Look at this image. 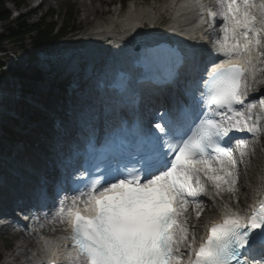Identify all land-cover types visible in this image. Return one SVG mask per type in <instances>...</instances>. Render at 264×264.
Instances as JSON below:
<instances>
[{
    "label": "snow or ice",
    "instance_id": "1",
    "mask_svg": "<svg viewBox=\"0 0 264 264\" xmlns=\"http://www.w3.org/2000/svg\"><path fill=\"white\" fill-rule=\"evenodd\" d=\"M217 7L219 62L204 65L196 92L186 93L183 122L161 116L158 131L139 134L131 166L110 168L60 200L57 216L72 229L65 238L73 242L71 264H264V199L244 213L224 205L222 219L205 225L199 243V229L189 226V207L197 219L202 214L205 179L217 195L236 191L233 144L243 158L248 143L231 134L264 132L257 123L264 110L256 113V103L244 107L249 77L255 81L264 57V0H217ZM147 51L152 59L160 54ZM201 58L195 51L170 52L166 82L181 64L199 66ZM258 103L264 109V100Z\"/></svg>",
    "mask_w": 264,
    "mask_h": 264
},
{
    "label": "bare ground",
    "instance_id": "2",
    "mask_svg": "<svg viewBox=\"0 0 264 264\" xmlns=\"http://www.w3.org/2000/svg\"><path fill=\"white\" fill-rule=\"evenodd\" d=\"M48 1V0H47ZM59 1H63V0H59ZM78 2V7L81 11L80 13V21L81 22H86L89 23L92 21L91 17L97 15L101 9L100 6L102 5H114L115 0H111V1H106V0H89L90 3H88V0H75ZM141 6V3L139 4ZM111 12V11H110ZM166 12H170L172 13V18H171V30L174 29H181V31H184V33L182 34V37L184 39L186 38H191V34L192 31L190 30V20H191V16L193 15L192 10H191V6L187 5V4H175L173 1L170 2V4L168 5V9L166 10ZM140 18L146 19L147 21L152 20V13L150 12L149 8L147 7H141L140 10L137 12V14L135 15H127L125 17L124 21H115V22H110L108 24H106V26H103L102 28H94L92 32H94L93 38L90 41L89 45H83L81 47H73L71 51H69V53H73V55H79V57L81 59H93L96 60L99 57H103V55L105 54V50L104 48H102L103 43L105 42H109L111 43V47L112 46H117V47H122L123 49H127L130 46H133L135 44H139V38L140 37H144L148 32H146L143 35V32L139 30L138 26L136 25L135 22L140 21ZM115 25H112V24ZM170 35H173V31ZM135 37V39H133ZM77 40H81V37H77ZM69 43H73V42H68L66 44H64L63 46H57V48H66L67 45ZM80 48V49H78ZM121 49V48H120ZM58 58L60 60L64 59V55L63 53H58ZM95 57V58H94ZM75 62V61H74ZM54 64V63H52ZM61 65L62 62H58V64L56 65ZM9 68L11 69L10 71L13 72L14 74L16 73H24V70H30V68H25V63L23 64L21 62V57L19 56H15V57H10L8 60V64ZM15 65V67L13 66ZM83 65V62L80 64ZM37 66L40 67H46L45 63H38ZM50 66V65H49ZM65 67H63V71H66V68L68 67L67 64H64ZM75 66L74 64L71 65V68ZM0 80L2 81V79L0 78ZM21 77L19 75H15L13 77V79L11 80V82H7V85L10 86V88H14V87H18L19 85H21L20 83ZM40 93H42V90L38 89V94L40 96ZM263 150H264V144L262 146ZM251 147L249 148V150L247 151V157L243 159L242 161V171L248 173L249 175H251V178L249 179L250 181H247L245 179H243L241 176H239V186L237 188V191L239 192L240 196L238 198V200H235L236 202V206L238 207L239 205H243L247 202H249L251 195H254L252 189L253 187L250 185V183L254 184V186L256 185V180H255V175H264V155H259V150L256 148L252 149V152H254V156H250V150ZM23 162L25 163V160H23ZM254 164V165H253ZM259 164V165H258ZM261 166V169L259 170V167ZM24 170L20 169V174H23ZM258 173V174H257ZM259 180V176L258 179ZM246 186V187H245ZM246 188H249V191L251 192L248 195H244L243 194V190L245 191ZM31 193L33 192V190L30 191ZM211 192L212 195L215 199L220 200L221 198H224L225 200L227 199L226 194H220L217 195L216 193V189L214 188V186L212 185L211 187ZM259 197H262L263 195V191H260V193L258 194ZM3 195L0 194V210L2 209V205H4L6 202L2 201L4 200V198H2ZM31 198V196H30ZM253 199V197L251 198ZM227 202L228 199L226 200ZM258 201V200H256ZM245 202V203H244ZM229 208H231L232 210H234V207L228 206ZM215 210H211L209 213L208 212H203L200 216V219H193L191 218L189 221L190 224V228L195 225V227L197 229H199L198 231H200V226L201 224H205L207 221L206 220H210L211 219V215L215 214ZM225 210V209H224ZM48 219L51 221L52 223V227L59 229L64 225V222H61L60 218L55 216L54 214H51ZM198 231H195V234L198 233ZM3 232H8L7 229H3ZM20 239H18V242ZM36 241V237L33 233H30L29 230H26L25 232L22 233V238H21V242L25 248V250H28V248L30 246L33 245V242ZM62 243V238L60 237H56L53 242V244H61ZM51 244H49V241L45 244L44 249H47V247H49ZM15 264H23L22 263V254H17L14 258Z\"/></svg>",
    "mask_w": 264,
    "mask_h": 264
},
{
    "label": "rangeland",
    "instance_id": "3",
    "mask_svg": "<svg viewBox=\"0 0 264 264\" xmlns=\"http://www.w3.org/2000/svg\"><path fill=\"white\" fill-rule=\"evenodd\" d=\"M24 1H26L29 4V9L24 10L23 13H25L26 11H29L30 9H34L35 8L36 3L33 2V0H24ZM106 1H111V0H106ZM133 1H135L138 4H140V3L141 4H143V3L146 4V3H149L151 0H133ZM169 1L170 0H158V3H156V7L158 8V14L161 15L160 21H162V25L164 27H166L167 29H169V27H171V18H172V13L166 12V10L168 9ZM68 2L73 5V9H74L75 15H76L75 25H74L75 28L74 29H78V28L88 29V27H89V25L91 24L92 21L89 22V23L80 21V13H81V11H80V9L78 7V2L75 1V0H63V1H59V0H48L47 1L46 0L45 7L41 11H39L35 16L29 18L27 20L28 24L36 25L37 23L41 22V20L45 17V11L47 12L50 9L54 10V12L58 15V17H55L53 20H54V22L59 24L61 22V20H62L63 8H64V6H66V4H68ZM87 2L90 3L89 0ZM6 8L11 13V19H10V22H8V23L0 24V36L6 34V31H7V29L9 27L17 28V24L15 23V20H16V18L18 16L17 12L14 11L13 5L11 3L10 4L7 3L6 4ZM112 8H110V6H106V5L100 6L101 11L97 15L92 16L91 19L100 17L101 14H102V18L103 19H111V18H113V16H112L110 11L113 12L114 10H118L119 9V0H115V3H114ZM155 12H157V10ZM123 14H124V10L122 11L121 16H123ZM5 28H7V29L5 30ZM51 46H52L51 48H54V47H56L58 45H57L56 42H54ZM3 48H4V51L9 53V54H11L12 52H15V53L19 54V56L22 57V58L35 59L34 54H33L34 53V49H33L34 45L32 43V40L30 38H28V37L25 38V41H24L23 44H19V43L18 44H13L11 42L10 43L6 42V43H4ZM8 58H9V56H4V57L0 56V62L8 64V62H7L9 60ZM33 73L34 72L32 71V72L28 73V75L33 74ZM34 88L37 89V86H35ZM45 92H46V90H45ZM262 143H264V141L261 142L260 145L256 146V149L259 150L258 151L259 155H264V150H263V148H261L262 147L261 146ZM250 146L253 147V145H250ZM250 156H254V152L250 153L249 157ZM258 167H259V170H260L261 166H258ZM258 176L259 175H255L256 182H258V180H257ZM241 177L243 179L247 180V181H250L249 179L251 178V176L248 173H242ZM238 186H239V180L237 182L236 191L234 193H229V192H226V191H222L223 195L226 194V197H227L228 201L231 204H233V205L236 204L235 200H238V198L240 196L239 192L237 191ZM243 194L244 195H248L246 189H245V191L243 190ZM245 205H246V203L243 204V205L241 204V205L238 206V208L239 209L243 208ZM190 212H192V213L190 214ZM190 212H189L190 218L194 217V213L195 212L193 210H191ZM199 219H200V217H199ZM41 223L43 224L42 228H40V229H37V228L36 229H32V231H36L37 234H42L44 232L48 233V231L53 229L51 221L44 220ZM47 227H49V228H47ZM61 229H62V227L60 229H55V231L56 230L60 231ZM1 237L2 236H0V253L2 254V253H5L4 252L5 243L3 242V239L9 241V243L11 245H14V243L16 245V242L11 237V234H7V236L5 235L3 239H1ZM36 240H37V238H36Z\"/></svg>",
    "mask_w": 264,
    "mask_h": 264
},
{
    "label": "trees",
    "instance_id": "4",
    "mask_svg": "<svg viewBox=\"0 0 264 264\" xmlns=\"http://www.w3.org/2000/svg\"><path fill=\"white\" fill-rule=\"evenodd\" d=\"M10 2L12 5L19 6L24 3V0H0V22H9L11 13L7 10L6 4ZM52 17L55 14H51ZM75 13L73 6L66 5L63 8V18L62 23H64V29L60 31V35H63L66 29H69L71 25L75 24ZM27 18L22 16L17 19V28L9 27L6 34L0 36V51H4L3 45L6 42H11L14 44H23L25 38L28 37L32 40V43L37 49H41L53 40L55 37V31L57 24L55 22H50L48 18H45L41 23L37 25H30L27 22ZM3 63L0 62V69L3 67ZM39 78V74H37Z\"/></svg>",
    "mask_w": 264,
    "mask_h": 264
}]
</instances>
